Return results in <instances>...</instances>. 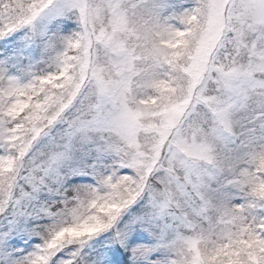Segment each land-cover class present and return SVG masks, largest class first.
Wrapping results in <instances>:
<instances>
[{
    "label": "snow or ice",
    "instance_id": "1",
    "mask_svg": "<svg viewBox=\"0 0 264 264\" xmlns=\"http://www.w3.org/2000/svg\"><path fill=\"white\" fill-rule=\"evenodd\" d=\"M52 4L0 0V264H264V0Z\"/></svg>",
    "mask_w": 264,
    "mask_h": 264
},
{
    "label": "rangeland",
    "instance_id": "2",
    "mask_svg": "<svg viewBox=\"0 0 264 264\" xmlns=\"http://www.w3.org/2000/svg\"><path fill=\"white\" fill-rule=\"evenodd\" d=\"M59 2L60 0H53V4L50 5L48 9H45V11L39 17H37V19L33 22L34 30L37 33L50 34L54 30L56 24L60 23V21L63 19L61 17L56 16L57 5L59 4ZM60 29H61V34H67V32H65L63 29L62 23H60ZM25 32L26 30H22L17 33H14L13 35H14L15 41H16V38L21 37V35L25 34ZM17 47L21 48L22 51L26 52L24 56H28V54L29 56H31L35 53V45L34 44L30 45L26 43L24 40V37L20 39ZM3 59H4L3 57H0V60H3ZM70 182L71 183H84V182L90 183L91 181L87 176H76V177H73ZM14 239L18 241L15 247L21 248V249H27L31 243V241H29L28 244L25 243V240L27 239V237L23 236V234L14 237ZM97 239H99V237ZM143 242H147V241H138L137 243H143ZM89 243H94V241H90ZM116 246L119 247V245H116ZM121 250L123 251V249ZM85 251L87 252L88 249L85 248Z\"/></svg>",
    "mask_w": 264,
    "mask_h": 264
},
{
    "label": "trees",
    "instance_id": "3",
    "mask_svg": "<svg viewBox=\"0 0 264 264\" xmlns=\"http://www.w3.org/2000/svg\"><path fill=\"white\" fill-rule=\"evenodd\" d=\"M64 23H71V21H64ZM24 36H25V34H22L21 37L16 38V41H15V38H14L13 34L8 36V37H6V38H4V39H7L8 41H10V43L5 45V47L11 48L13 45H15L17 47L18 42ZM4 39H0V44H4ZM22 52H23V54L26 53L24 51H22ZM37 53H38V49H36V47H35V53L33 55H31L33 57V62H34V59L36 58ZM0 57L4 58V48H0ZM28 57H29V54H28V56H25L24 64H28L29 63ZM39 67H44V65H39ZM136 207H137V205H133L132 206V208H136ZM129 210H131V209H129Z\"/></svg>",
    "mask_w": 264,
    "mask_h": 264
}]
</instances>
